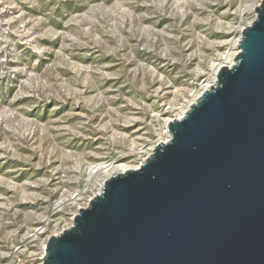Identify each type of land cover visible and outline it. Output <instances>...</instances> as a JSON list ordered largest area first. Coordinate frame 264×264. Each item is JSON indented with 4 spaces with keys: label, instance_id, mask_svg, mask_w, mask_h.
<instances>
[{
    "label": "rangeland",
    "instance_id": "374dc122",
    "mask_svg": "<svg viewBox=\"0 0 264 264\" xmlns=\"http://www.w3.org/2000/svg\"><path fill=\"white\" fill-rule=\"evenodd\" d=\"M261 1L0 0V264H42L109 174L170 137Z\"/></svg>",
    "mask_w": 264,
    "mask_h": 264
},
{
    "label": "water",
    "instance_id": "95a60500",
    "mask_svg": "<svg viewBox=\"0 0 264 264\" xmlns=\"http://www.w3.org/2000/svg\"><path fill=\"white\" fill-rule=\"evenodd\" d=\"M136 168L108 176L42 264H264V0Z\"/></svg>",
    "mask_w": 264,
    "mask_h": 264
},
{
    "label": "bare ground",
    "instance_id": "6f19581e",
    "mask_svg": "<svg viewBox=\"0 0 264 264\" xmlns=\"http://www.w3.org/2000/svg\"><path fill=\"white\" fill-rule=\"evenodd\" d=\"M210 85H207V87H209ZM182 117V116H179V118ZM169 140V137H167L166 139H164L163 141L161 142H167ZM95 170L98 172L99 170H101L102 168H106V166H102V165H97L96 167H94ZM127 169H130V168H127V167H122V168H116V170L112 173V175L118 173V172H123V171H126ZM111 176V174H109Z\"/></svg>",
    "mask_w": 264,
    "mask_h": 264
}]
</instances>
